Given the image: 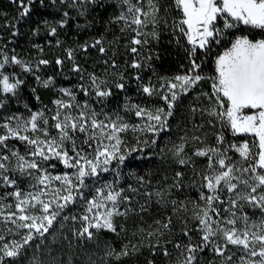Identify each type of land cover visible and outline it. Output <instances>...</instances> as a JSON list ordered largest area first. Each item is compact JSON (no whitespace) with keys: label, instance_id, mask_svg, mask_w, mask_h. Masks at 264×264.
I'll use <instances>...</instances> for the list:
<instances>
[{"label":"snow or ice","instance_id":"6c2138e0","mask_svg":"<svg viewBox=\"0 0 264 264\" xmlns=\"http://www.w3.org/2000/svg\"><path fill=\"white\" fill-rule=\"evenodd\" d=\"M31 2L32 0H18L21 18L29 14ZM60 2L77 9L81 16L89 5L97 4V0H70V4L68 0ZM119 5V14L113 16L110 23H123L124 27L120 31L123 33L130 30L133 33L126 45L135 57L131 61V68L141 69V60L146 63L152 59L151 56L141 57L137 46L147 45L148 36L158 39L159 33L155 30L144 33L140 29L147 22H151L155 29L161 23L159 14L162 9L166 13L173 11L177 14L172 18L170 30L176 37L177 44L181 40L186 42L184 50L188 66L182 73L159 77L156 83L150 79L148 83L137 84L139 93L145 97H159L164 102L163 106L146 107L126 100L123 105L125 112L141 118L143 122L140 124H129L115 110L109 112L102 107L98 112L89 100L81 102L77 99L78 91L85 96L95 97V102L103 105L104 101L114 95L113 88L124 90L126 87L124 83L109 86L106 78L94 73L88 74V86L83 83L82 76V82L77 85L76 91L70 88L59 89L61 98L53 101L56 110L50 118L44 111H36L30 112L27 117L13 114L0 122V147L7 148V141L10 139L19 140L29 147L25 154H21L19 150H11L10 154L0 155V182L5 186L15 187L14 191L0 196V223L7 233L20 236L19 240L6 242L3 231H0V264H4L6 258L19 256L36 238H43L66 209L78 204V214L62 217L63 220L80 223L75 235L91 240L103 230L115 233V218L127 216L133 211L131 207L122 209V205L130 204L132 198L113 182L96 187L91 181L98 180L102 173L108 172L113 162L116 164L112 170L119 177V166L132 153L153 148L156 139H148V135L155 137L165 130L181 97L189 94L202 81H209L211 89L210 92L200 94L210 105L203 111L219 123L221 130L216 133L215 145L197 147L193 154L207 158V164L202 170L195 169L191 157L183 156L187 139L182 138L183 142L174 147V155L178 158L176 163L181 166L193 164L192 183H197L195 177L198 176L201 189L207 190V194L201 190L199 200L203 205L197 203L195 207L198 211L193 213L198 221L199 242H193L190 233L185 230L184 236L189 237L187 243L175 245L183 257L182 260H177V264H200L198 255L206 249H211L220 258L212 264H264V0H171L166 7L159 0H147V10L142 6L141 0H136V3L132 0H119ZM123 6H127L126 10ZM68 16V12L63 13L64 18L59 22L61 27L67 24ZM44 23L47 24V21ZM163 23L168 26L167 19H163ZM242 30H259L260 36L256 38L248 34H237ZM56 32V27H51L50 33L55 35ZM89 47L98 48L100 53L107 52L102 39H96L91 45L85 43L80 46L84 51ZM213 47H222L223 51L215 56L214 73L210 76L202 75V61L198 62L197 53L203 50V54L207 55ZM66 51L67 58L74 63L73 71L82 72L81 67L74 62V50ZM9 63L21 66L24 71H32L29 64H25L17 56L9 57L0 50V70ZM48 63V60L41 59L36 67ZM63 63V60L57 58V65ZM108 63L105 61V64ZM111 66L117 67L115 60L111 61ZM119 78H124L123 73H120ZM135 79L139 82L143 78L137 75ZM36 80L45 88L53 86L52 77L41 80L37 76ZM23 83L15 74L6 75L0 71V91L3 93L14 96ZM3 107L4 101L0 100V108ZM192 111L197 109L193 108ZM49 120L54 121L51 127L57 131L55 136L49 132ZM129 130L141 134L136 137L134 147H128L120 135ZM224 130L231 131L233 135L251 134L254 139L239 144L230 143L224 147ZM80 136L83 139L78 144ZM191 139L200 140L197 136ZM230 150L239 154L240 161H233L228 155ZM13 159L14 167L9 168L6 162ZM53 160L71 171L53 175L42 167L43 162ZM49 167L55 168V164L49 163ZM9 173L34 177L35 184L31 185L34 191L21 190L17 186V180ZM183 175L182 172L175 173L173 187L180 186ZM137 179L141 185L146 183L143 177ZM53 182L59 183L54 185ZM240 185H243V191H238ZM223 191L232 194L227 200L228 208H223L225 201L220 195ZM144 195L149 199L155 196L157 202H160L166 193L156 190L146 191ZM5 197L13 198L14 203H6ZM240 202L258 209L261 213L259 219H252L247 213L237 217L234 209L243 207ZM171 203L176 211L177 202ZM180 207L187 211L182 203ZM221 209L228 212L231 218L224 217ZM140 210H145L144 205H141ZM239 220L243 221V226H237ZM9 224L14 227H9ZM157 224L160 225V222ZM170 225L171 220L168 219L148 235L163 236V230H169ZM20 230H25L22 235ZM216 237H220L223 243L218 244ZM229 246H233L236 251H231ZM132 250L137 251L135 246H132ZM129 254L127 246L119 252L112 249L106 253L114 255L116 259ZM163 254L170 255L167 248Z\"/></svg>","mask_w":264,"mask_h":264},{"label":"trees","instance_id":"16d2710c","mask_svg":"<svg viewBox=\"0 0 264 264\" xmlns=\"http://www.w3.org/2000/svg\"><path fill=\"white\" fill-rule=\"evenodd\" d=\"M68 2L70 4V0ZM132 2L136 3V0ZM159 2L166 7L171 0H159ZM141 4L147 10V0H141ZM29 7V14L21 18L18 0H0V50L9 57L17 56L32 68V71H24L21 66L9 63L0 70L15 73L24 81L14 96L0 91V100L4 101V107L0 108V122L13 114L28 116L35 110L44 111L50 118L54 113V98L61 95L59 89L70 88L76 91L77 85L82 82V76L83 83L88 86V74L94 73L101 78H106L109 86L114 83H124L126 87L124 90L113 88L114 95L104 101L103 105L96 103L95 97L85 96L78 91L77 99L81 102L89 100L98 112L102 107L109 112L115 110L129 124H140L143 122L141 118L131 112H125L123 105L126 100L146 107L163 106L164 102L156 96L145 97L138 92L137 84L148 83L150 79L156 83L159 77H170L182 73L188 66L187 54L184 50L186 42L181 40L180 44H177L176 37L170 30L172 18L177 15L173 11L166 13L162 9L159 14L161 23L155 29L151 22H147L146 26L140 29L144 33L155 30L159 33V38L153 39L148 36L147 45L137 46L141 57L151 56L152 59L146 63L141 60L142 68L133 69L130 64L135 57L126 47L133 33L130 30L122 33L120 29L124 27L123 23L119 25L110 23L111 18L119 14V0H97V4L89 5L83 16L78 14L77 9L62 4L60 0H32ZM123 7L126 10L127 6ZM64 12H68L69 16L67 24L61 27L59 22L64 18ZM163 19H167L168 26L163 23ZM45 21L47 24L44 23ZM51 27H56L55 35L50 33ZM242 32L254 37L260 36L259 30H242ZM96 39H102L103 47L107 49L106 54L100 53L98 48L89 47L87 51L80 48L85 43L91 45ZM57 41L60 43L57 44ZM113 41L115 43H112ZM221 48L213 47L207 55L203 54V50L198 51V62L202 61V75L210 76L214 73V55ZM67 49L74 50V62L81 67L82 72L73 71L74 63L67 58ZM57 58L64 63L57 65ZM41 59H46L49 63L37 68L36 65ZM112 60H115L117 67L111 66ZM105 61L109 63L105 64ZM181 65H184L183 69ZM120 73L124 76L122 80L119 78ZM137 75L143 78L142 81L138 82L135 79ZM37 76L41 80L52 77L53 86L43 87L36 80ZM210 91V82L202 81L189 94L182 96L174 109L173 116L168 120L166 129L155 137L148 135V139H156V145L144 152L132 153L125 163L119 166V177L112 170L116 164L113 162L108 172L102 173L98 180L91 181L96 187L106 182H113L117 188L124 189L125 194L132 198L130 204L122 205V209L131 207L133 211L127 216L115 218L117 227L115 233L103 230L96 233L95 238L91 240L75 235V231L81 226L80 223L63 220L62 217L78 214L80 211L78 204L76 207L66 209L43 238H36L22 250L19 256L6 258L4 264H150V262L151 264H177L178 259L182 260L180 250L175 245L187 243L189 237L184 236L185 230L190 233L193 242H199L198 221L193 213L198 211L195 207L197 203L202 206V201L199 200L201 190L206 194L207 190L201 189L198 176L195 177L197 183H192L193 164L181 166L176 163L178 158L174 155V147L183 142L182 138L187 139L183 156L191 157L196 170H202L206 166V157L193 154L197 147L206 145L202 140H208L210 144L215 142L216 133L221 130L219 123L203 111L207 108L208 101L200 94ZM193 108L197 111L193 112ZM209 121L212 122L209 123ZM53 123L54 121L49 123V130L54 129L51 127ZM120 135L128 147H134L136 137L141 134L129 130ZM224 135L228 140L252 137L249 134L233 135L229 130H224ZM193 136L199 137L200 140H192ZM82 139L83 137L80 136L77 143L79 144ZM7 145V148L0 147V155L10 154L11 150H19L21 154H25L29 150L25 143L16 139L8 140ZM6 163L9 168H12L15 161L13 159ZM49 163L55 164V168L51 169ZM42 167L47 168L49 172L53 170V173L57 174L71 171L55 160L43 162ZM176 172H182L184 175L180 186L173 187ZM9 175L17 180V186L23 191L35 184L34 177L21 176L19 173H9ZM138 177H143L146 183L141 185ZM131 189L138 191L133 192ZM14 190L15 187H8L0 182V196ZM156 190H163L166 193L160 202H157L155 196L149 199L144 195L146 191ZM171 201L177 202L176 211L173 210ZM5 202L14 203V199L5 197ZM181 203L187 211L180 207ZM141 205H144L145 210H140ZM221 213L223 214V209ZM168 219L171 220L170 229H162L163 236L148 235ZM158 221L160 225L157 224ZM8 226L14 227L10 224ZM0 231H3L6 242L20 239V236L4 231L2 223H0ZM23 232L24 230H20L21 235ZM158 240L159 244H157ZM216 242L222 244L223 240L216 237ZM125 246L130 253L128 256L116 259L114 255H106L112 249L119 252ZM132 246H135L137 251H133ZM165 248L170 255L163 254ZM198 259L200 264H212V262H218L220 258L215 256L211 249H206L199 253Z\"/></svg>","mask_w":264,"mask_h":264},{"label":"rangeland","instance_id":"374dc122","mask_svg":"<svg viewBox=\"0 0 264 264\" xmlns=\"http://www.w3.org/2000/svg\"><path fill=\"white\" fill-rule=\"evenodd\" d=\"M237 34H246V32H241V33H237ZM256 38H259V36H257ZM228 45H226L225 47H227ZM223 51V48H221L220 50H219V52H222ZM218 52V53H219ZM218 53H216L215 55H214V60H215V56L218 54ZM214 60H213V65H214ZM4 74H15V73H9V72H4ZM15 76L17 77V75L15 74ZM18 78V77H17ZM58 98H61V95L60 96H57L56 98H54V100H56V99H58ZM65 99H67L66 97H64ZM210 105H209V102H207V108L209 107ZM55 110H56V106H55V108H54V113H53V115L55 114ZM37 110H35V111H32V112H36ZM30 115V114H29ZM28 115V116H29ZM25 117H27V116H25ZM51 122V120H49V123ZM49 132H50V134L52 135V136H55V135H57V131L55 130V129H50L49 130ZM224 134V133H223ZM249 135H251V134H249ZM225 136V135H224ZM252 136V135H251ZM43 138V137H42ZM225 139H226V144L224 145V147H227V145L228 144H230V143H237V144H239V143H241V142H243V141H245V140H248V141H252L253 139H254V137L252 136V137H245V138H240V139H227V137L225 136ZM202 142L204 143L205 142V147H207V146H213V145H215V142H213L212 144H210L209 143V141L208 140H202ZM22 153V152H21ZM228 155L229 156H231L232 157V159H233V161H240V157H239V154L238 153H235L234 152V150H230L229 152H228ZM244 166H246V164L244 165ZM51 169H53V168H51ZM50 172L53 174V175H55V174H57V173H53L54 171L53 170H50ZM54 183V185H58V183L59 182H53ZM28 191H34V189L31 187V188H25L24 189V192H28ZM238 191H243V185H240V188H238ZM220 195H221V199L222 200H224L225 201V204L223 205V208H228L229 207V205H228V203H227V200L229 199V197L230 196H232V194H230V193H227L226 191H223V192H221L220 193ZM234 198V197H233ZM241 204H243V202H240ZM202 205H203V202H202ZM235 211H237V217H241L244 213H247L252 219H259V217L261 216V213H260V211L258 210V209H253V208H251L250 206H248L247 204H243V207L241 208V209H239V210H236V209H234ZM253 213H254V215H253ZM224 217H228V218H231L230 217V214L228 213V212H223V214H222ZM238 227H240V226H243V221L242 220H239L238 221V225H237ZM25 231V230H24ZM230 247V249H231V251H236V249L233 247V246H229ZM237 255H239V253H237Z\"/></svg>","mask_w":264,"mask_h":264}]
</instances>
